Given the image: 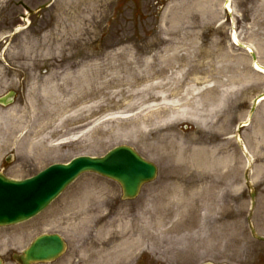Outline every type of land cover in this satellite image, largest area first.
<instances>
[{
    "label": "rangeland",
    "instance_id": "1",
    "mask_svg": "<svg viewBox=\"0 0 264 264\" xmlns=\"http://www.w3.org/2000/svg\"><path fill=\"white\" fill-rule=\"evenodd\" d=\"M254 62L264 68V0H0V98L16 92L0 105V172L23 180L122 145L159 170L132 201L83 175L0 228L4 264L43 234L67 242L44 264H264Z\"/></svg>",
    "mask_w": 264,
    "mask_h": 264
},
{
    "label": "water",
    "instance_id": "2",
    "mask_svg": "<svg viewBox=\"0 0 264 264\" xmlns=\"http://www.w3.org/2000/svg\"><path fill=\"white\" fill-rule=\"evenodd\" d=\"M14 98L15 92H10L0 98V104H12ZM87 173L117 182L122 188L123 199L133 200L139 196L143 185L156 179L158 170L133 148L119 146L100 158L80 156L66 164H53L24 180H13L0 173V227L35 218ZM65 251L66 243L61 236L42 235L22 255L13 258L19 264L45 263L59 259ZM0 264H3L1 260Z\"/></svg>",
    "mask_w": 264,
    "mask_h": 264
},
{
    "label": "bare ground",
    "instance_id": "3",
    "mask_svg": "<svg viewBox=\"0 0 264 264\" xmlns=\"http://www.w3.org/2000/svg\"><path fill=\"white\" fill-rule=\"evenodd\" d=\"M235 40H237V38H236V36H235ZM238 41V40H237ZM249 51V50H248ZM251 51V50H250ZM249 51V52H250ZM254 66H255V69L259 72V73H262V74H264V68L259 64V63H257V62H254ZM261 99L262 100H264V96L263 97H261ZM247 124H248V122H245V123H243L242 124V126L244 125V126H247ZM237 141L240 143V138L239 137H237ZM239 145H241V144H239ZM245 153V152H244ZM241 159V158H240ZM239 160V157H238V154H236V153H233V155H232V157H231V162L233 161V162H237ZM239 162H240V160H239ZM236 168H239V167H236Z\"/></svg>",
    "mask_w": 264,
    "mask_h": 264
}]
</instances>
